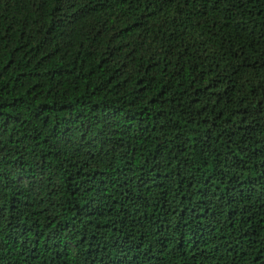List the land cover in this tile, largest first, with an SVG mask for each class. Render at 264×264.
<instances>
[{"label": "trees", "instance_id": "trees-1", "mask_svg": "<svg viewBox=\"0 0 264 264\" xmlns=\"http://www.w3.org/2000/svg\"><path fill=\"white\" fill-rule=\"evenodd\" d=\"M0 264H264V0H0Z\"/></svg>", "mask_w": 264, "mask_h": 264}]
</instances>
